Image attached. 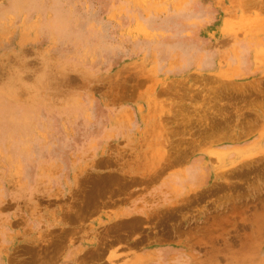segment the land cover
I'll return each mask as SVG.
<instances>
[{
	"label": "rangeland",
	"instance_id": "374dc122",
	"mask_svg": "<svg viewBox=\"0 0 264 264\" xmlns=\"http://www.w3.org/2000/svg\"><path fill=\"white\" fill-rule=\"evenodd\" d=\"M17 2L13 27L27 25L0 62V264H264V150L233 167V142L264 143V0ZM118 126L135 148L116 134L93 160ZM183 158L207 161L203 189L60 261L77 255L62 227Z\"/></svg>",
	"mask_w": 264,
	"mask_h": 264
},
{
	"label": "crops",
	"instance_id": "0c3cea01",
	"mask_svg": "<svg viewBox=\"0 0 264 264\" xmlns=\"http://www.w3.org/2000/svg\"><path fill=\"white\" fill-rule=\"evenodd\" d=\"M9 8H14L13 0L0 2V11L2 10L0 12V62L3 64L9 63L16 50L7 48L9 38L13 36L14 32H17L19 35L22 34L27 25L25 23V26L13 27L14 21L19 19L22 22L27 13L16 11L14 15H9ZM206 64L212 66L210 61L207 62L206 60L203 63V67ZM116 134L121 137L117 145L122 150H132L135 148L137 142L131 137V133L126 132L120 126L111 127L103 134L102 140L105 142L101 143V145L99 144L100 147H97L93 152V160L108 158L109 154L104 153V151L116 150L112 146V144H115V141H111ZM258 140L259 137H252L251 139L246 138L245 142L243 140L233 142V167L241 161L238 158L239 153L242 154L253 148L264 150V143H257ZM206 163L205 159L190 162L189 158H183L180 167L169 169L157 176L150 183L147 182L146 185H141L139 188L133 187L128 190V193L125 192L124 195H119L106 201L109 205L100 210L90 223L82 224L75 228H71V226L69 227L70 229H67V226L62 227L64 230H75L74 237L76 243L75 247L71 250L76 251L77 255L73 256L74 258H71L72 254L64 256L60 261L69 263L82 261L83 254L79 253V251L86 252L102 245L107 236L108 239L111 237L108 235L109 232L135 231L136 225L130 223L131 221L151 218L165 208L173 207L179 201L188 198L191 193L203 189L206 180L205 172L202 169ZM59 227V224H54L51 229L56 230ZM117 239L118 242L126 241L124 235L123 237L118 235ZM128 241L130 243L135 241V237L129 238ZM155 245H158V243H155Z\"/></svg>",
	"mask_w": 264,
	"mask_h": 264
},
{
	"label": "bare ground",
	"instance_id": "6f19581e",
	"mask_svg": "<svg viewBox=\"0 0 264 264\" xmlns=\"http://www.w3.org/2000/svg\"><path fill=\"white\" fill-rule=\"evenodd\" d=\"M14 7L18 4L17 0H13ZM2 11V10H1ZM0 11V12H1ZM48 31H52V28H48ZM187 51V50H186ZM189 62V61H188Z\"/></svg>",
	"mask_w": 264,
	"mask_h": 264
}]
</instances>
